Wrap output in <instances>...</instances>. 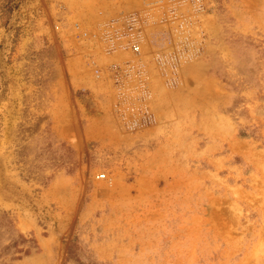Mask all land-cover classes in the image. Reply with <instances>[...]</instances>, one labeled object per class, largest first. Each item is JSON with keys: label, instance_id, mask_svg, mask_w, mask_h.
Here are the masks:
<instances>
[{"label": "rangeland", "instance_id": "obj_1", "mask_svg": "<svg viewBox=\"0 0 264 264\" xmlns=\"http://www.w3.org/2000/svg\"><path fill=\"white\" fill-rule=\"evenodd\" d=\"M0 264H264V0H0Z\"/></svg>", "mask_w": 264, "mask_h": 264}, {"label": "built area", "instance_id": "obj_2", "mask_svg": "<svg viewBox=\"0 0 264 264\" xmlns=\"http://www.w3.org/2000/svg\"><path fill=\"white\" fill-rule=\"evenodd\" d=\"M139 48H140V47H139L138 45H136V44L133 45V50H134V51H139Z\"/></svg>", "mask_w": 264, "mask_h": 264}]
</instances>
